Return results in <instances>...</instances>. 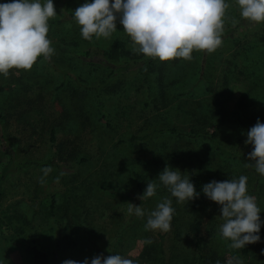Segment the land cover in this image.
<instances>
[{
	"label": "rangeland",
	"instance_id": "obj_1",
	"mask_svg": "<svg viewBox=\"0 0 264 264\" xmlns=\"http://www.w3.org/2000/svg\"><path fill=\"white\" fill-rule=\"evenodd\" d=\"M7 2L11 0H0V4ZM45 2L40 0L42 5ZM52 2L57 16L48 20L47 38L54 54L50 59L39 56L30 70L12 68L7 78L0 73V86L4 88L0 102L6 114L5 136L4 140L0 139V264H37L27 253L31 245L48 252L51 234L56 232L50 229L47 209L53 197L65 198L59 211L67 207L69 200L64 191L75 193V212L82 215L78 220L90 233L91 241H87L85 235L74 236L76 247H65L55 263L49 261V256L42 264H63L68 259L82 262L100 254L105 257L120 254L136 264H195L194 233L190 232V227L196 220L201 223L200 237L206 257L216 256L215 263L203 261L202 264L217 261L227 264L232 256L239 257L242 264H264V224L260 228L259 242L231 249L230 242L220 231L225 222L220 216V206L205 195L187 203L178 202L165 186L149 198L151 201H140L139 194L131 193L125 181H116L118 189L104 193V189L115 186L108 171L119 158L128 156L138 162H148L153 170L159 167L158 174L166 165L185 175L198 171L203 185L213 180L238 181L243 175L247 177V194L256 198L260 219L264 221V175L254 167L244 166L254 164L247 159L253 150L252 145L244 143L247 131L257 119L264 123V111L256 118L243 121L244 114L248 113L246 106L264 98L261 97L264 95V21L256 23L244 19L237 0H225L229 7L223 18L222 44L215 51L207 52L211 56L207 71L214 91L207 93L202 83H198L194 97L189 98L185 93L188 88L183 87L197 82L194 69L199 55L203 54L201 51L199 54L198 50H193L191 60L156 58L158 66L147 78L149 84L127 71L108 76V64L117 61L108 55L111 48H115L111 53L114 56L123 52L130 60L143 57L142 53L132 51L134 42L119 20L117 30L108 38L93 35L91 40H86L74 11L92 0ZM62 39L66 42L60 43ZM122 43L126 47L122 48ZM214 58L219 62L218 68L212 67ZM257 59L260 77L236 72L241 65L248 67ZM226 65L232 66L233 73L231 83L222 92L224 69L221 67ZM159 66L164 70L160 71ZM104 77L106 81L101 83ZM153 77L157 79L154 83L150 79ZM213 93L222 94L219 102L211 104ZM98 96L105 101L104 111L96 104L97 99H93ZM109 98L111 105H117L115 110L120 116L115 133L107 124ZM198 101L207 103L203 105L207 112L202 113L199 108L200 117L192 116ZM215 106L216 113L212 109ZM238 115L243 122H236ZM219 116L225 119L220 120ZM123 118L131 123L121 122ZM160 127H175L192 136L156 133L146 140L129 142V131L141 135ZM52 129L55 139L50 141ZM212 132H216L214 141L221 148H216L215 142L211 144L210 139L199 138L208 137ZM57 144L64 146L61 154L53 157L54 161L61 168L70 169L73 176L62 178L60 171L53 167L45 176L42 172L45 167L17 165L23 159L51 157ZM164 198L172 200L171 206L176 211L170 231H146L147 213L155 210ZM128 202L142 203L145 216L129 214ZM17 225L23 226L24 233L16 232ZM145 239L152 243L144 244ZM94 245L99 247L98 251Z\"/></svg>",
	"mask_w": 264,
	"mask_h": 264
},
{
	"label": "clouds",
	"instance_id": "obj_2",
	"mask_svg": "<svg viewBox=\"0 0 264 264\" xmlns=\"http://www.w3.org/2000/svg\"><path fill=\"white\" fill-rule=\"evenodd\" d=\"M240 15L247 20L259 23L264 21V0H237ZM229 5L225 0H92L74 11V17L81 26L82 37L91 40L108 38L116 31V22L134 42L132 51L161 61L174 58L192 59L193 50L215 51L222 44L224 15ZM63 12V9H61ZM57 16L52 0L42 5L40 0H11L0 4V73L5 78L12 68L30 70L41 55L50 59L54 54L51 41L47 38L48 20ZM234 23L236 21H233ZM139 45V48L135 47ZM246 145H252L248 154L246 168L254 167L264 175V123L257 119L247 131ZM51 167L42 169L44 175ZM63 174V173H62ZM160 183L166 186L178 202L187 203L199 197L189 173L181 172L166 165L158 174ZM58 181V178H57ZM43 182V178H41ZM158 185L149 182L137 199L145 201L156 195ZM247 177L241 175L237 180L211 181L203 185V194L220 206V216L225 222L221 226L224 238L231 241V249H242L248 244L260 241L261 221L256 198L247 194ZM172 200L164 198L156 209L147 213L145 230L171 229L175 209ZM129 214L145 216V209L128 202ZM144 244H151L145 239ZM63 264H136L135 261L120 254L96 255L82 262L65 260ZM216 264H220L217 261ZM227 264H242L237 256L227 260Z\"/></svg>",
	"mask_w": 264,
	"mask_h": 264
},
{
	"label": "trees",
	"instance_id": "obj_3",
	"mask_svg": "<svg viewBox=\"0 0 264 264\" xmlns=\"http://www.w3.org/2000/svg\"><path fill=\"white\" fill-rule=\"evenodd\" d=\"M53 23H56V22H53ZM63 42L65 43L66 41L62 39L60 43H63ZM124 47H126V45L125 43H122V48ZM114 49L115 48H111L110 50H108V55H110L111 58H114L117 60V61H112L113 62L112 64L110 63L108 64V67L110 69L108 76L114 75L120 70L122 72L127 71V73L132 72L131 75L136 77L137 80L143 81L144 83L149 84V81L147 80V78L153 75L154 73L153 69L158 66L156 65V60H155L156 57H145L143 54V57L137 56L136 59L130 60L126 58L127 57L126 55H123V52L121 54L119 53L118 56L112 55L111 53L114 52L113 51ZM201 52L203 54L201 55L199 51V54H200L198 57L199 63L195 66V69H194L195 76L198 77L197 82L194 85L183 87V88H188L185 91V93H186V96L189 98L194 97L195 87L198 83H202L205 89V92L207 91V93H211L214 91V88H212V85H210L211 75L207 71V66L209 65V60H211V56L207 54V51H201ZM246 52H249V49ZM212 67L213 68L219 67V62L217 61L216 58H214V65ZM221 69H224L223 70L224 71L223 72L224 81L220 85V88L223 92L225 87L231 83L229 80L232 79L233 71H232L231 65H226L225 68L221 67ZM159 70L160 71L164 70V67L159 66ZM260 70H261V67L258 64V59H257V61H254V63L249 64L248 67L247 65H241V67L238 68L236 72L243 76L247 75V76H259L260 77L261 76ZM150 79L153 80V83L155 82V80H157L155 77L150 78ZM105 81H106L105 77L100 80L101 83ZM149 90H150V87H149ZM3 91H4V88L0 86V94H2L1 96H4ZM221 94L216 95L215 93H213L210 96L212 100L211 104H213L214 102H219L218 98L221 96ZM261 97H264V95H262ZM100 98L102 97L98 96L97 98L95 97L93 99H97V102L95 101L96 104L98 105V107H100L102 111H104L105 101ZM21 99L23 100V98ZM110 103H111V98L108 99V110H107L108 111V122L107 124H108V129H111L115 133L116 128H118V120H120V116L118 115V112H116L115 110L117 105L116 106L111 105ZM146 103L149 105L148 102ZM197 103L198 104L195 107V109L192 110L191 115L200 117L199 113H197V110L200 108L202 113H204L205 111L207 112L206 110L207 108L205 109L203 108V105H207V103H204L203 101H198ZM85 106L87 107V105L84 103V107ZM212 109L215 111V113L218 112L217 106L212 107ZM246 110H248L247 111L248 113L244 114L245 116H243L244 118L243 121H246V120L249 121L250 119L256 118L257 115L258 116L262 115L261 111H264V98L262 99V101H259L256 104L249 103V106H246ZM219 117L221 118L220 120L225 119L223 116H219ZM5 119H6V114L3 113L2 108H1V102H0V131H1L0 139L1 140H4V136H5V133H4ZM122 120L128 121L129 123H131V121L127 120V118L121 119V122ZM239 121L240 120H239V115H238V117L236 118V122H239ZM243 121H240V122H243ZM156 133L157 134H176V135H180L183 137L192 136L190 133L181 132L179 129L175 127L153 128L152 131L146 132L141 135H138L132 131H129L127 135L129 136V140H130L129 142H138V140L139 141L146 140L152 134H156ZM216 135H217L216 132H212L208 137L204 136V137H199V138L210 139L211 144L212 143L214 144L215 142L214 137ZM54 139H55V132L52 129L49 140L53 141ZM133 145H136V143H133ZM133 145L132 147H134ZM215 145H216V148H221L219 144L217 145L216 142H215ZM63 146L64 145L57 144L56 149L53 152L51 157L45 156V158L39 159V160L38 159H23L22 161L18 162L17 165L20 167H26V166L53 167V168H57L60 171V176L62 178L64 177L69 178L71 177L70 175L72 174L69 171L70 169H68L67 167L61 168L62 167L61 165H56L54 161L55 159L53 158L54 156L57 157V154L58 155L61 154ZM124 158L125 159L119 158L118 162L114 163L112 165V168L108 171L110 172V175L108 176L111 177V180H114L115 186L110 189L109 187L104 189V193L105 192L110 193L111 191H115L116 189H118V185L115 183L116 181L117 182L125 181L124 183L127 184L128 186L127 188L131 187L129 189L131 193H137L139 195L143 194V191L149 182H155L158 185L156 194H157V191L158 192L160 191L161 187L163 188L165 187L164 185L160 183L157 177L158 176L157 171L160 170L158 169L159 167H156L155 170H153V166L150 165L148 162H140V161L138 162L135 160V157L133 156H128ZM199 171L201 172V170ZM123 178H126V179H123ZM190 180L194 184L196 191L200 193V196H204L202 192L203 180H202L201 174L198 171L191 173ZM64 194L66 198L68 197L69 201H68L67 207L63 211L61 210L59 211V208H61L62 206L61 202H63L64 201L63 199L65 198L60 200L59 198L55 199V197H53L47 209V216L51 220L50 229L52 232H56V233L58 232V235H56V233L51 234L53 235V237L50 238L51 246L48 252L44 253L43 251L39 250V248L35 245H31L30 247H28L27 253L31 256L33 261L37 264H42L44 260L48 261L49 256L51 257L49 261L52 263H55L58 260L59 256L61 255L60 253L63 252L65 247L73 248L77 246V244L74 243V240H73L74 236L82 237V235H85L87 241H91L90 233L87 231V229H85V227H81L80 225L81 222L78 220V218L80 216L82 217V215H78L75 212V203H76V197L74 196L75 193L70 192V191H64ZM175 219H176V211L174 212L173 218L171 221L173 222L175 221ZM15 228H16L17 233H24L22 225H17ZM190 228H191L190 232L194 233L193 246L195 248V258H196L195 264H202L203 261H206L207 263H210L212 261V263H215L214 260L216 256L214 254L211 257H206L205 255L204 245L202 244L201 237H200L201 223L196 220L192 223V226ZM67 232H70V233H67ZM160 238L162 239L163 236L161 235ZM227 240L231 243L229 239ZM94 249L95 251H98L99 247L94 245ZM94 254L96 255V253Z\"/></svg>",
	"mask_w": 264,
	"mask_h": 264
}]
</instances>
